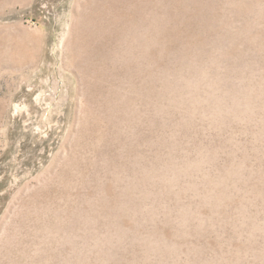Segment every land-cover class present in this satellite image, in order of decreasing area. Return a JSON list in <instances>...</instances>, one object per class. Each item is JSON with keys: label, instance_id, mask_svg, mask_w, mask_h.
I'll return each mask as SVG.
<instances>
[{"label": "rangeland", "instance_id": "obj_1", "mask_svg": "<svg viewBox=\"0 0 264 264\" xmlns=\"http://www.w3.org/2000/svg\"><path fill=\"white\" fill-rule=\"evenodd\" d=\"M0 264H264V0H0Z\"/></svg>", "mask_w": 264, "mask_h": 264}]
</instances>
